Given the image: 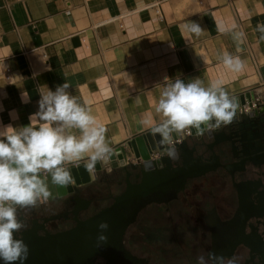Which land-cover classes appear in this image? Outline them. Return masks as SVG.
I'll use <instances>...</instances> for the list:
<instances>
[{
    "label": "crops",
    "instance_id": "0c3cea01",
    "mask_svg": "<svg viewBox=\"0 0 264 264\" xmlns=\"http://www.w3.org/2000/svg\"><path fill=\"white\" fill-rule=\"evenodd\" d=\"M193 21L205 29L201 36L183 29ZM218 24L226 30L218 31ZM261 24L264 0H0V129L28 125L44 87L55 91L64 82L105 129L111 148L125 147L163 119L155 106L166 77L185 83L200 78L205 85L222 80L230 96L264 92ZM224 52L239 56L243 70L226 68ZM101 163L104 170L82 196L106 195L111 162ZM42 178L50 197L18 216L67 207L51 176Z\"/></svg>",
    "mask_w": 264,
    "mask_h": 264
},
{
    "label": "flooded vegetation",
    "instance_id": "af4514ba",
    "mask_svg": "<svg viewBox=\"0 0 264 264\" xmlns=\"http://www.w3.org/2000/svg\"><path fill=\"white\" fill-rule=\"evenodd\" d=\"M204 136L205 148H195L196 137L187 135L177 146L180 158L162 163V174L169 180L141 197L144 204L126 227L122 251L112 264H197L198 255L203 254L207 262L210 252L235 256V264H264V104L236 113L230 124ZM203 162L205 172L194 176V164ZM186 165L184 172L193 176L177 180L178 169ZM136 171L131 183L136 181ZM106 175V195L96 192L99 196L91 197V207L79 218L109 205L127 187L120 171ZM87 188L83 186L79 193ZM45 216L25 217V222ZM67 217L49 221L48 229L74 225L71 215ZM106 263L111 264L99 256L94 261Z\"/></svg>",
    "mask_w": 264,
    "mask_h": 264
},
{
    "label": "clouds",
    "instance_id": "9594fccd",
    "mask_svg": "<svg viewBox=\"0 0 264 264\" xmlns=\"http://www.w3.org/2000/svg\"><path fill=\"white\" fill-rule=\"evenodd\" d=\"M217 27L220 32L226 30L223 25ZM183 29L197 37L205 30L196 21L185 24ZM257 30L264 33V24L257 25ZM220 59L233 72L244 68L239 56L224 52ZM165 81L155 106L163 119L150 130L160 137L169 159L178 160L180 153L173 133L192 129L197 136L210 134L233 121L239 101L229 95L222 80L209 81L207 85L200 78L188 83L182 79L169 81L167 77ZM44 88L38 111L30 116L28 125L17 129L8 124L0 129V260L4 264H24L28 258V245L17 238L24 228L17 213L20 209L34 208L50 197L42 173L49 174L52 183L66 189L73 183L68 164L86 159L84 169L91 174L98 162L114 154L106 142L105 129L97 124L90 109L70 94L69 83L58 85L55 91ZM26 100L25 92L22 101ZM72 129L79 130V135L68 131ZM151 166L150 160L145 161V167ZM98 228L101 230L98 241L106 242L103 232L109 224L101 221ZM207 255V262L203 254L198 255L197 264H235L237 259L217 256L214 252Z\"/></svg>",
    "mask_w": 264,
    "mask_h": 264
},
{
    "label": "water",
    "instance_id": "95a60500",
    "mask_svg": "<svg viewBox=\"0 0 264 264\" xmlns=\"http://www.w3.org/2000/svg\"><path fill=\"white\" fill-rule=\"evenodd\" d=\"M257 95L264 104V92L261 89L246 91L234 97L238 99L239 106H242L246 102L250 105ZM189 130L191 131L189 136L196 137L195 148H205V134L197 136L195 130ZM207 139L213 138L208 136ZM178 145L180 143L176 146ZM112 149L114 154L109 158L111 165L105 170L113 172L118 170L120 174L123 173L127 187L115 194L109 205L101 207L92 215L81 219L79 215L89 210L92 199L82 196L79 190L92 182L98 172L104 169L98 162L94 172L90 174L84 169L86 161L68 164L67 167L73 175V183L66 189L56 185L58 197L69 203L68 208L66 207L62 213L45 216L41 219L31 218L28 224L25 222L27 220L23 214L19 216L23 220L24 228L17 234V238H22L29 248V255L24 264H94L98 256L106 261L110 260L111 264L116 260V253L122 251L123 248L124 231L135 220L137 212L144 204L140 200L141 197L155 192L160 184H165V181L169 180L168 175L162 174L161 165L170 159L166 154V149L160 144V137L153 135L151 130L132 137L126 142L125 147L118 145ZM155 149L161 150L162 153L158 158H151L150 154ZM133 159L135 161H132ZM147 160L152 162L150 168L145 167ZM135 170H137L134 173L136 181L131 183L130 176ZM185 170H187V165L178 169L177 180L193 176L189 171L184 172ZM192 170H195L194 176L203 174L205 162L200 165L194 164ZM69 214L74 225L57 231L48 229L49 221L59 220L62 217L67 219ZM101 221H106L109 224V228L103 232V235L107 237L106 242L97 239L101 234V230L98 228ZM0 264H4V262L0 260Z\"/></svg>",
    "mask_w": 264,
    "mask_h": 264
},
{
    "label": "built area",
    "instance_id": "2783aa9c",
    "mask_svg": "<svg viewBox=\"0 0 264 264\" xmlns=\"http://www.w3.org/2000/svg\"><path fill=\"white\" fill-rule=\"evenodd\" d=\"M262 103V100L261 98L259 97V95L255 96V98L251 101V104L249 105L248 102H246L244 105L242 106H239V108L237 109V112H244V113H247L248 111L252 110L253 108L259 106L260 104ZM191 134V131L190 130H185L184 132L182 133H174L173 134V139L174 141L176 142V145L178 143H180L181 141H183V139L187 136ZM162 151L161 150H158V149H155L151 152L150 154V157L151 158H158L160 155H161ZM127 159L129 160V157H127ZM100 164H101V167H105L101 161H100Z\"/></svg>",
    "mask_w": 264,
    "mask_h": 264
},
{
    "label": "rangeland",
    "instance_id": "374dc122",
    "mask_svg": "<svg viewBox=\"0 0 264 264\" xmlns=\"http://www.w3.org/2000/svg\"><path fill=\"white\" fill-rule=\"evenodd\" d=\"M134 236V235H133ZM132 238H130V240H131Z\"/></svg>",
    "mask_w": 264,
    "mask_h": 264
},
{
    "label": "trees",
    "instance_id": "16d2710c",
    "mask_svg": "<svg viewBox=\"0 0 264 264\" xmlns=\"http://www.w3.org/2000/svg\"><path fill=\"white\" fill-rule=\"evenodd\" d=\"M98 196H99V195H98ZM98 196H97V197H98Z\"/></svg>",
    "mask_w": 264,
    "mask_h": 264
}]
</instances>
